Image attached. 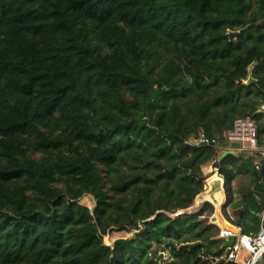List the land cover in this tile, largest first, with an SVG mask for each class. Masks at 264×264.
<instances>
[{"label": "trees", "instance_id": "obj_1", "mask_svg": "<svg viewBox=\"0 0 264 264\" xmlns=\"http://www.w3.org/2000/svg\"><path fill=\"white\" fill-rule=\"evenodd\" d=\"M263 105L264 0H0V264H221L211 204L171 215L214 164L261 230L264 160L220 158Z\"/></svg>", "mask_w": 264, "mask_h": 264}, {"label": "built area", "instance_id": "obj_2", "mask_svg": "<svg viewBox=\"0 0 264 264\" xmlns=\"http://www.w3.org/2000/svg\"><path fill=\"white\" fill-rule=\"evenodd\" d=\"M259 112H264V105ZM229 145L238 142L242 145V150L249 148L253 155H256L261 160H264V138L260 142L258 123L253 118L238 119L233 129L227 133ZM202 142H206L204 139ZM235 235L236 240L230 248V253L227 257L224 256V263L234 262L236 264H262L264 260V224L258 233L241 234L223 229L220 227L218 238L227 240L230 236ZM245 254L240 260V255Z\"/></svg>", "mask_w": 264, "mask_h": 264}, {"label": "water", "instance_id": "obj_3", "mask_svg": "<svg viewBox=\"0 0 264 264\" xmlns=\"http://www.w3.org/2000/svg\"><path fill=\"white\" fill-rule=\"evenodd\" d=\"M239 33H235V32H229L228 35L229 37L231 38V40H233L235 37L238 36ZM252 69L250 70V76H249V80L247 83H252L254 82L253 80V77H252ZM214 144V143H212ZM242 150V145L238 142H234V143H231L230 144V149L228 151H225L223 153V155L221 156L220 160L224 159L225 157L229 156L230 154H233V153H236V151H241ZM219 175V180H210L207 184V186L209 187V190H205L203 193H201L197 198H196V201H195V205L187 210H183V211H180L176 214H173L171 215L172 218H175V217H178L180 215H183V214H197L199 213L205 206V204L209 203L211 204L213 207L216 206L217 208V204L220 203V200L217 198V196L220 194L222 195L225 191L224 189V184H225V181L224 179L220 176V173H218ZM211 183V184H210ZM212 187H211V186ZM209 194V197H210V200H206L204 199L205 198V195ZM203 199L202 202H198L200 199ZM220 206V204H219ZM219 211V210H218ZM217 211V214H219V212ZM217 214H214L211 218H210V223L211 224H218V218H217ZM220 215V214H219ZM221 216V215H220ZM260 220L263 222L264 224V213L260 215ZM222 227V226H221ZM223 228V227H222ZM223 229H226V230H229L231 232H233L234 234H236V229L233 227V228H223ZM235 240H236V236L235 235H232L230 236L224 243V247L226 249V252H225V257H227L230 253V248L234 245L235 243ZM167 247V246H166ZM165 247V248H166ZM164 250V249H163ZM164 257V253L161 254L160 258H163ZM224 262V259L221 260V263Z\"/></svg>", "mask_w": 264, "mask_h": 264}, {"label": "rangeland", "instance_id": "obj_4", "mask_svg": "<svg viewBox=\"0 0 264 264\" xmlns=\"http://www.w3.org/2000/svg\"><path fill=\"white\" fill-rule=\"evenodd\" d=\"M228 148L230 149V146ZM236 153H241V154H245V155L246 154H252V152H251V150L249 148H247V149H245L243 151H236ZM207 167H209V166H207ZM210 167H212V168H210L208 171L203 170L204 174L206 173L205 176L207 178V181L211 180L213 178V176H217L218 173H220L219 169H216L214 167V164H211ZM207 181H206V185L208 184ZM205 190H206V186H205ZM81 203L86 205V206H88V207H90V208L94 207V202H93V200L90 197L83 199L81 201ZM214 213H215V211H214ZM228 214H229V216H230V218L232 220H237V217L234 216V210L232 208H230V207L228 208ZM132 235H133L132 233H127V232H111L110 234L105 236L104 243H105V245H110L111 246V245H113V243L116 240L122 239V238H130V237H132Z\"/></svg>", "mask_w": 264, "mask_h": 264}, {"label": "crops", "instance_id": "obj_5", "mask_svg": "<svg viewBox=\"0 0 264 264\" xmlns=\"http://www.w3.org/2000/svg\"><path fill=\"white\" fill-rule=\"evenodd\" d=\"M204 170V169H203ZM206 174V173H205ZM218 177H219V175H217ZM214 177V176H213ZM213 179V178H212ZM210 180H208L207 181V183L209 182ZM206 190H209V187L206 185ZM219 196V195H218ZM222 196H223V200L222 201H220V206L219 205H217V208H216V206L214 207V211H215V213L214 214H217V211L219 212V214L221 215H219V214H217V218H218V226H222L221 225V223L224 221L226 224L224 225V226H222L223 228H235L236 229V233H241V229L240 228H238V227H236V226H234L233 224H231L227 219H226V217L224 216V214H223V211H222V209H223V206H224V204H225V202H226V194H225V191H224V193L222 194ZM245 254H242V255H240V260H242L245 256H244ZM262 264H264V260H263V262H262Z\"/></svg>", "mask_w": 264, "mask_h": 264}, {"label": "bare ground", "instance_id": "obj_6", "mask_svg": "<svg viewBox=\"0 0 264 264\" xmlns=\"http://www.w3.org/2000/svg\"><path fill=\"white\" fill-rule=\"evenodd\" d=\"M219 178H220V177H218V176H214V177H213L214 180H219ZM211 180H212V179H211ZM210 184H211V183H210ZM210 186H211V185H210ZM211 187H212V186H211ZM217 198H218L220 201L223 200V196L220 195V194H219V196H217ZM204 199H206V200H210L209 194L205 195V198H204ZM202 200H203V199L201 198L198 202L200 203V202H202ZM219 204H220V203H219ZM219 204H217V205H219ZM225 224H226V223H225L224 221L221 223L222 226H224Z\"/></svg>", "mask_w": 264, "mask_h": 264}]
</instances>
